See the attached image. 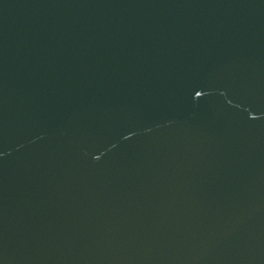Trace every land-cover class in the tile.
<instances>
[{"label": "water", "instance_id": "1", "mask_svg": "<svg viewBox=\"0 0 264 264\" xmlns=\"http://www.w3.org/2000/svg\"><path fill=\"white\" fill-rule=\"evenodd\" d=\"M0 264H264V0H0Z\"/></svg>", "mask_w": 264, "mask_h": 264}]
</instances>
